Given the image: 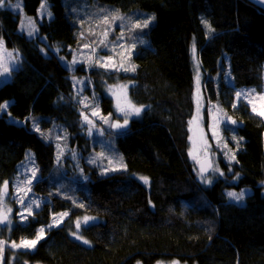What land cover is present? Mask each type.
<instances>
[{"label": "trees", "instance_id": "1", "mask_svg": "<svg viewBox=\"0 0 264 264\" xmlns=\"http://www.w3.org/2000/svg\"><path fill=\"white\" fill-rule=\"evenodd\" d=\"M41 1L23 0L25 12L36 16ZM99 1L122 12H152L156 20L141 34L148 45L135 54L134 72L102 74L77 67L76 72H89L99 87L100 82L114 83L115 76L133 83L130 98L144 109L124 131L111 132L129 170L103 176L98 168L88 166V180L71 187L80 199L76 207L54 192L57 183L65 180L61 174L56 176V146L32 126L37 122L43 127L59 124L72 144H89L71 72L51 50L56 45L78 49L85 40L83 32L63 0H48L53 18L39 23L37 37L19 30L13 9H0V40L18 50L24 60L13 79L0 85V109L11 101L8 112L0 115V199L5 183L13 189L30 151L45 178L35 184L34 192L50 199L25 224L18 222L9 234L0 232L5 252L13 243L34 239L38 229L50 223L52 214L70 210L73 219L82 214L98 219L79 229L88 244L71 236L69 220L47 230L34 250L19 252L16 264H264V120L246 104L232 107L234 96L225 97L235 87L264 89V11L246 0ZM203 19L215 29L213 36H207ZM193 40L208 100L230 102V113L243 123L224 127L227 142L233 143V135L239 141L236 162L231 168L222 160L225 175L207 187L198 180L189 157ZM44 49L51 50L49 55ZM226 61L234 88L217 78ZM100 92L103 111L109 113L112 100ZM135 175L146 178L150 186ZM245 188L253 191L246 205L228 201L227 190Z\"/></svg>", "mask_w": 264, "mask_h": 264}, {"label": "rangeland", "instance_id": "2", "mask_svg": "<svg viewBox=\"0 0 264 264\" xmlns=\"http://www.w3.org/2000/svg\"><path fill=\"white\" fill-rule=\"evenodd\" d=\"M17 2L20 3L21 9H13V10L19 17V30L25 33L27 36H29L28 24L29 22H31V24L33 25V33L29 37H37L39 35V23L43 22L44 20L50 21L53 18V13L50 8V3L48 2V0H42L41 5H43V8L40 5L37 15L30 16L25 12L23 0H17L15 3ZM63 2L67 11L73 14V16H75V18L77 19L76 23L81 27V31L83 32L82 37H84L85 40H83V42L79 45L78 49H73L70 47L67 48L64 46L56 45L55 48H51V50L56 54V56L60 58L62 64L70 70L71 72L70 78L72 82L74 80L78 82L75 84V86L73 84V86H74L75 102L79 108L80 114L84 113L85 115H88L89 119L94 121L96 127L92 129V135L89 136L87 134L88 125L83 124V120L81 116V125L85 129V133L87 137L90 139L89 144H85L84 142H82L81 144H79L78 142L72 144L71 136L59 124H54L49 127H43L41 123L37 122V126L39 127L40 131L37 132L35 130L37 126L36 127L32 126V128L33 131L39 133V135L42 138L44 137L48 142L54 143L55 146L59 144L63 149V154L60 157V163H57L56 165V167H58V169H56V171H58L56 173V176L58 177L60 174L64 176L65 183L62 180L60 184L57 183V188L54 192H57V195L72 202L73 205L76 207L80 205L79 202L80 199L78 198V196L74 195L71 187H73L75 184H79L81 182L84 183L88 180V175L86 172L88 166L98 168L100 175L103 176H108L116 172H127L129 170L124 155L119 150L116 137L111 133L112 131L122 132L125 129L117 130L110 128L108 124H104L98 118L91 116L90 115L91 110L95 108L98 104L100 112L103 116L107 117L109 113H111L112 121L119 119L120 122L122 123L123 117L116 112L114 106L115 104L114 98L109 93L110 87H114L116 85H121V84L128 86L127 89L128 98L133 104H135L130 98V88L133 87L134 85L133 83L123 82L122 80H120L119 77L116 78L115 76L114 83L107 84L105 82H100L101 87H99L95 82L91 80L92 78L89 72L86 74L76 72L77 67L82 65V67H84V69L87 70L96 69L100 71L102 74H110L111 72L114 71H105L104 69L95 66V58L96 57L107 58L109 55H112L113 59L118 64L124 63L126 67L134 66L135 69L136 63L133 59L135 54L138 52L139 47L148 45L147 38L142 36L141 34L147 32L154 25L156 16L154 13L142 9H137L133 12H122L115 6L102 4L99 0H85L80 4L78 3V0H63ZM8 5L9 3L7 0L5 6L9 7ZM48 13H51V15L49 16ZM113 16H118L119 18L113 20ZM104 17H108L109 23L107 25L101 23ZM145 18H147L150 21L148 28L136 29L134 27V24L143 21ZM202 24L206 31L207 36L208 37L213 36L215 29L212 27L209 20L203 19ZM206 24L210 25L212 29L211 32L208 31ZM105 31H108L107 40L105 41V44L108 45V48L100 44V41L104 39L103 33ZM121 33H123V38L121 40H118L117 37L121 36ZM141 39L143 40V43L140 42ZM86 44L89 46L85 47ZM121 44L125 45L126 48L128 49H131V46L135 44V48L131 49L130 52L131 59L128 58L129 53H125V55L123 56L120 55L121 52L125 51V49L120 47ZM113 45L116 46L114 51L112 50ZM93 49H95L94 54L92 52ZM51 50L44 49V53L46 55H49ZM191 51H192L191 53H192V62H193V70H194L193 117L196 115L199 116V114L201 115L203 132L205 134L208 144L210 145L209 156L213 160L214 166H218L220 172H222L224 176L225 173L222 167V160L227 161V159L225 158V153L228 152V150H231V152L235 154V159L230 164V167L232 168V165H234L236 162V157L240 146L238 148L236 146L238 140H233L232 144L227 142L224 134V127L231 124L227 121V119H225V121L220 125L221 136H222V140L220 141L221 147H217L218 141L213 138L210 127V125L212 124L211 113L213 111V106H215L216 110L225 113L226 117H231L236 121V125H231V126L238 127V126H242L243 123L237 121L230 113V107H229L230 102L228 103L226 102L224 105V103L222 104V102H213L208 100L206 94L204 70L202 67L199 51L196 47L194 40L191 46ZM9 53H11V58L8 55ZM89 56L93 57L92 66H89V64L87 63V58ZM74 57L78 62L73 65L72 61ZM225 63H227L225 68L223 67L221 68V75H218L217 78L218 80L219 78H222L224 85L234 88L233 86H235V79L232 75V71L228 62L226 61ZM23 64H24V60L21 54L19 53V51L7 47L6 44L3 42V48H0V71H2L3 67L5 66L8 67L9 71L5 73L3 76H0V85L10 82L13 79L14 73L17 70H19L23 66ZM130 72H134V71H130ZM197 80L199 81V88L197 87ZM79 81H82L83 83H79ZM100 89L103 91L105 96H107L112 100V111H110L109 113H105L103 111V105L101 103L102 93L100 92ZM252 89L254 88L235 87L234 90H231V92L226 91L225 97L230 99L231 96H234L232 107L233 105H235L234 107L235 109L238 108L241 104H246L251 108V105L247 103V98L245 96V93L251 91ZM237 91L242 93L241 98L239 100H237L235 95ZM260 95H264V89L262 92H258L257 90H255V93L252 97V99L258 106L261 103L258 99ZM85 97H87V101L81 103V101H83ZM198 97L200 98L201 104L197 106ZM85 103H87L89 106L85 107ZM4 104H7L8 107L6 109H3L1 107L0 115H3L4 113L8 112V108L11 104V101H7ZM135 105L137 107H141L137 104ZM141 108L144 109L143 107ZM135 118L137 117L136 116L131 117L130 121ZM262 119L264 120V118ZM22 124H25V121H23ZM101 129L103 130V135H100ZM190 136H192L191 132H190ZM193 148H194L193 141L189 139V152L192 151ZM55 151L57 154L58 152L57 147L55 148ZM73 152L75 153V158H73L72 155ZM29 153L24 163L19 167V170L16 174L17 178L16 180H14L12 184L13 189H11L9 186L10 188L9 192L7 194H2L1 196L0 214H3L7 217L6 224L5 225L4 223L0 224L1 233H4L3 230H5L6 234H9L12 228L18 222L25 224L27 219H30L34 214V212L39 211L44 204L50 201L48 197L40 196L34 192L33 187L35 186V184L37 182L44 180L45 178H43L40 172V167L38 166L36 159L32 157L33 152L30 151ZM101 153L103 154L102 156L100 155ZM189 157L197 173L198 180L202 182L204 186L207 187L212 185L214 182H216V180H218V178L221 177L220 172H215V173L211 172V174L207 176L209 179H211V183L210 184L204 183L200 179L199 169L196 162L192 159L190 155ZM110 158L113 159L112 168H114L115 170L109 169ZM90 160H95V163H89ZM33 170H35L34 179H33ZM56 176H54L53 179H57ZM135 177L139 179L142 183H144L147 187L150 186L149 181L143 176L135 175ZM29 180L32 181L31 185L27 184V181ZM145 180L147 181V183H145ZM29 187L31 189L30 191L27 190ZM228 192H236L237 194H239L240 192H244L245 195L242 200L235 201L227 196ZM252 194L253 191L252 189L249 188H245L242 190L230 189L226 191V196L228 201L230 203H234L237 205H246L248 198ZM21 198H24L23 204H21L20 202ZM33 201H35L36 203H33ZM37 204L39 205L38 207ZM28 208H31V213H32L31 215L28 214L27 211ZM61 212H67L68 215L63 218V221L59 224V226L64 225L70 220V225H72V231H71L72 235L71 234L70 235L74 239L76 238V240L78 239L77 237H79L78 241L80 242L85 241V239L79 234L80 227L82 225H87L98 221L97 218H94L87 214H82L80 216H77L75 219H73L71 218L72 211L63 210L58 213L52 214L50 223L47 226H44L45 235L47 230H51L53 228L59 227V226H53L49 228L48 226L52 224L53 216H59ZM21 213H23V215L26 217V219H24L23 221H21L20 218ZM85 217H87L88 219L85 220ZM77 221H79L80 223L79 228L76 227ZM16 244L19 245L20 242ZM26 249L34 250V248L8 247V252H5V247H3V257L2 260H0V264H16V262L18 261V257L20 258L18 253ZM176 262L177 261L159 262L158 264H176ZM178 264L181 263L178 262Z\"/></svg>", "mask_w": 264, "mask_h": 264}, {"label": "snow or ice", "instance_id": "3", "mask_svg": "<svg viewBox=\"0 0 264 264\" xmlns=\"http://www.w3.org/2000/svg\"><path fill=\"white\" fill-rule=\"evenodd\" d=\"M5 3L6 0H0V9H4L5 8ZM10 8L12 9H21V5L19 2L15 3V4H10L8 5ZM41 7L43 8V5H41ZM48 15L50 16L51 13H48ZM119 18L118 16H113V20ZM101 23L103 24H108L109 20L108 17H104L103 20L101 21ZM150 21L145 18L143 21L138 22L136 24H134V27L136 29H142V28H148ZM206 27L208 28V31L211 32L212 29L210 27V25L206 24ZM33 33V25L31 24V22H29L28 24V35L31 36ZM107 36H108V31H105L103 33V37L104 39H102L100 41V44L104 45V47L108 48V45L105 44V41L107 40ZM123 38V33H121V36L117 37L118 40H121ZM141 43H143V40H140ZM89 45H85V47H88ZM115 45L112 46V50L114 51L115 49ZM121 48L125 49V51L121 52L120 55L123 56L125 55V53H129L128 58L131 59L130 56V52L131 49L135 48V44H133L131 46V49L126 48L125 45L121 44L120 45ZM0 48H3V41L0 40ZM93 54L95 53V49L92 50ZM9 57L11 58V53L8 54ZM78 61L76 60V58H73L72 64H76ZM87 63L89 64V66H92L93 64V57L89 56L87 58ZM95 66L98 68H102L105 71H124V72H130V71H134V66H125L124 63H117L114 59L112 55H109L107 58L104 57H96L95 58ZM9 71L8 67L5 66L3 67V70L0 71V76H3L5 73H7ZM78 83L77 81H73V84L75 86V84ZM79 83H83L82 81H79ZM197 87L199 88V81L197 80ZM127 89L128 86L127 85H116L114 87H110L109 88V93L110 95L114 98L115 101V109L116 112L123 117V122L121 123L119 119L112 121L111 120V113H109V115L107 117L103 116L100 112L99 109V105L97 104V106L95 108H93L91 110L90 115L93 117L98 118L99 120H101L104 124H108L110 128L112 129H126L130 118L133 116L139 117L141 112L143 111V109L141 107H137L135 104H133L129 98H128V94H127ZM255 93V89H252L251 91L245 93V96L247 98V103L251 105V112L254 113L256 116L264 118V95H260L258 97L259 101L261 102L259 104V106L254 102V100L252 99L253 95ZM237 100H239L241 98L242 93L237 91L235 93ZM61 99H63V97H61ZM85 101H87V97L84 98L83 101H81V103H84ZM201 104L200 98H197V106ZM89 105L87 103H85V107H88ZM8 107L7 104H4L2 106L3 109H6ZM233 107H235V105H233ZM212 115V124L210 125L211 127V132H212V136L214 139H216L218 141L217 143V147H221L220 141L222 140V136H221V129H220V125L225 121V119H227V121L231 124V125H236V121L234 119H232L231 117H226V114L223 113L222 111H218L215 109V106H213V111L211 113ZM82 116V120H83V124L88 125V130H87V134L89 136L92 135V129L96 127L95 123L93 120L89 119L88 115H85L84 113H81ZM189 128L188 131L192 133V136L189 137L190 140L193 141L194 144V148L192 151L189 152V155L192 157V159L196 162V164L199 165V175H200V179L201 181H203L204 183L210 184L211 183V179H209L206 176V173L211 171L213 173L215 172H220V169L218 168V166H214L213 165V161L209 159V149H210V145L207 142V139L205 137V134L203 132V127H202V117L199 114V116H194L192 120H190L189 122ZM35 130L37 132L40 131L39 127L37 126L35 128ZM100 135H103V130H100ZM233 140H237L236 136L233 135L232 136ZM242 139V138H241ZM198 145V147H197ZM237 148L239 147V141H237L236 144ZM57 147V163H60V157L63 154V149L61 148V146L59 144L56 145ZM73 158H75V153H72ZM101 156L103 155L102 153L100 154ZM225 158L227 159V161L229 162V164H231V162L235 159V154L231 152V150H228V152L225 153ZM89 163H95V160H90ZM112 164H113V159L110 158L109 159V169L111 170H115L114 168H112ZM220 175L223 176V173L220 172ZM35 178V170H33V179ZM238 179V177H237ZM31 180L27 181L28 185H31ZM145 183H147V181L145 180ZM5 190L7 189V183H5L4 185ZM28 191H30V187L27 189ZM19 194V192H18ZM245 193L244 192H240L239 194H237L236 192H228L227 196L229 198H232L235 201H239L242 200L244 198ZM23 199L21 198L20 202L21 204H23ZM33 203H36L35 201H33ZM39 205L37 204V207ZM28 214L31 215V208L27 209ZM68 215L67 212H61L59 214V216H53L52 218V224H50L48 227L51 228L53 226H59V224L63 221V218L66 217ZM20 218L21 221H23L24 219H26V217L23 215V213L20 214ZM88 218L85 217V220H87ZM7 220V217L3 214H0V224L5 223ZM76 227L79 228L80 227V223L79 221H77ZM45 238V229L44 227H40L38 229V233L36 234L34 239H26V240H22L20 242L19 245H17L16 243H13L11 245L12 248H17V247H24V248H35L36 245L38 244V242L42 239ZM79 239V237H77ZM4 241H0V260H2L3 257V245H4ZM84 244H87L88 241H83ZM176 264H178V262H176Z\"/></svg>", "mask_w": 264, "mask_h": 264}, {"label": "water", "instance_id": "4", "mask_svg": "<svg viewBox=\"0 0 264 264\" xmlns=\"http://www.w3.org/2000/svg\"><path fill=\"white\" fill-rule=\"evenodd\" d=\"M249 3H251L252 5L256 6L257 8L261 9L264 11V0H246ZM117 130H123V129H117ZM209 159L212 160L209 156ZM198 169H199V165L197 164ZM200 172V169H199ZM209 174H211V171L206 173V176H208ZM9 185H7V189H4V193L7 194L9 192ZM6 224V222L4 223V225Z\"/></svg>", "mask_w": 264, "mask_h": 264}, {"label": "bare ground", "instance_id": "5", "mask_svg": "<svg viewBox=\"0 0 264 264\" xmlns=\"http://www.w3.org/2000/svg\"><path fill=\"white\" fill-rule=\"evenodd\" d=\"M213 161V160H212ZM213 165H214V163H213Z\"/></svg>", "mask_w": 264, "mask_h": 264}]
</instances>
